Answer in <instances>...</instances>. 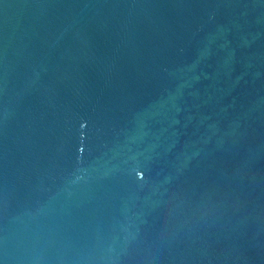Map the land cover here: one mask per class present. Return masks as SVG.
Returning <instances> with one entry per match:
<instances>
[{"label": "water", "instance_id": "water-1", "mask_svg": "<svg viewBox=\"0 0 264 264\" xmlns=\"http://www.w3.org/2000/svg\"><path fill=\"white\" fill-rule=\"evenodd\" d=\"M0 264H264V0H0Z\"/></svg>", "mask_w": 264, "mask_h": 264}]
</instances>
